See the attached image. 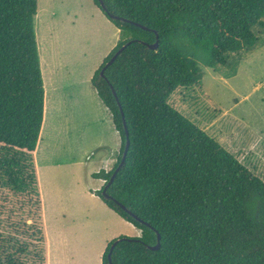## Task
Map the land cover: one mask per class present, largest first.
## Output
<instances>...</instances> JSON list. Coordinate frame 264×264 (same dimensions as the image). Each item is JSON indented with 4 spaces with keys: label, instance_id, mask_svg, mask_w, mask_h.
Wrapping results in <instances>:
<instances>
[{
    "label": "trees",
    "instance_id": "obj_1",
    "mask_svg": "<svg viewBox=\"0 0 264 264\" xmlns=\"http://www.w3.org/2000/svg\"><path fill=\"white\" fill-rule=\"evenodd\" d=\"M102 1L94 0L119 39L92 84L121 147L111 170L94 173L105 180L96 193L141 231L110 241L102 264L114 241L112 264H264V179L168 101L202 81V65H226L253 46L264 0ZM37 13L38 0H0V200L1 212H12L10 220L0 212V264H48L35 162L45 111Z\"/></svg>",
    "mask_w": 264,
    "mask_h": 264
},
{
    "label": "rangeland",
    "instance_id": "obj_2",
    "mask_svg": "<svg viewBox=\"0 0 264 264\" xmlns=\"http://www.w3.org/2000/svg\"><path fill=\"white\" fill-rule=\"evenodd\" d=\"M38 5L35 28L47 106L45 101L35 162L48 264H102L106 242L141 234L96 193L101 182L93 174L103 152L92 146L102 138L112 145L113 137L102 104L86 94L115 41L116 26L102 11H89V0H38ZM253 31L252 47L231 53L226 65H202V81L178 87L168 101L264 179V25ZM3 203L9 209L10 202ZM9 212H1L2 218L10 220ZM20 217L32 222L25 211Z\"/></svg>",
    "mask_w": 264,
    "mask_h": 264
},
{
    "label": "crops",
    "instance_id": "obj_3",
    "mask_svg": "<svg viewBox=\"0 0 264 264\" xmlns=\"http://www.w3.org/2000/svg\"><path fill=\"white\" fill-rule=\"evenodd\" d=\"M69 1V0H68ZM89 3L90 4H92V8L93 9H91V7H89V11H91V12H95L96 14H97V12H98V14L102 11L96 4H95V2H94V0H89ZM70 4V3H69ZM38 9H39V5H38ZM39 11V10H38ZM66 12H68V13H70V12H72V10H66ZM55 14H57V12H54ZM103 13V12H102ZM101 14V13H100ZM104 14V13H103ZM37 15H38V13H37ZM37 15H36V17H37ZM105 15V14H104ZM103 15V16H104ZM39 16V15H38ZM70 16H71V14H70ZM106 16V15H105ZM36 17H35V20H36ZM107 17V16H106ZM103 18V17H102ZM106 21V24H107V27H109V24H110V22L106 19L105 20ZM116 26V25H115ZM77 32H79L80 34H82V33H85V34H87V35H93V32L91 31V30H87V31H83L82 29H79V30H77ZM101 35H104V37H106V39H107V31H106V29H104V28H102L101 29ZM114 37H115V41L110 45V46H108L109 48H108V50H107V52L105 53L104 52V54H103V60H101L102 62L104 61V59H105V57L111 52V50L116 46V44H117V42H118V39H119V29L116 27V32L114 33ZM40 54V53H39ZM101 62V63H102ZM101 63H100V65H101ZM42 66H43V62H42V64H41V68H42ZM99 67V66H98ZM43 70V69H42ZM97 70V69H96ZM92 79V77L90 78V80ZM69 84H71V83H69ZM91 84H92V80H91ZM92 87H93V85H92ZM60 88V86H58V89ZM61 89V88H60ZM46 94H47V91H46ZM87 95V97L89 98V99H91V100H93V99H95L96 101H97V103H98V105L99 104H102L101 106H103L102 108H104L103 110L105 111V115H106V117H105V119H104V121L108 124V128H109V131H110V135H112V137H113V140H112V145H109L108 143H106L105 141H104V139L102 138L97 144H96V146H94V148H93V146H92V151L93 150H95V151H97L98 152V154H100V151L99 150H101V153H102V155L100 156V159H99V164H98V169L94 172V173H96V172H99V171H101L102 169L103 170H105V171H109V170H111L112 168H113V166H114V164H115V162H116V159H117V154H118V152H119V150H120V147H121V136H120V133H119V131L116 129V127H115V125H114V123H113V119H112V113L108 110V108L104 105V103H103V101L101 100V98L99 97V95H98V93H97V91H96V89L93 87L92 89H89V93L88 94H86ZM45 101H46V106H47V98L45 97ZM44 117H45V111H44ZM45 119V118H44ZM43 124H44V121H43ZM42 128H43V125H42ZM93 128V127H92ZM41 131H42V129H41ZM104 132H105V130H104ZM40 135H41V133H40ZM39 140H41V136H40V138H39ZM38 144H39V141H38ZM40 145H37V148H36V150H35V156H36V154H37V150L39 149L38 147H39ZM95 151H94V153H95ZM100 168H101V170H100ZM37 173H38V175H39V165L37 164ZM93 173V174H94ZM92 174V175H93ZM96 178V177H95ZM98 181H100L101 183H100V185H99V187L100 188H102V186L104 185V183H105V180H103V179H101V178H96ZM140 231V230H139ZM141 232V231H140ZM108 243L109 242H106V245H105V248H104V250H103V253H104V251H105V249H106V247H107V245H108ZM103 253H102V256H103Z\"/></svg>",
    "mask_w": 264,
    "mask_h": 264
},
{
    "label": "water",
    "instance_id": "obj_4",
    "mask_svg": "<svg viewBox=\"0 0 264 264\" xmlns=\"http://www.w3.org/2000/svg\"><path fill=\"white\" fill-rule=\"evenodd\" d=\"M100 2H101L102 5L104 4L102 0H100ZM137 25L147 28L146 26H143V25L140 24V23H137ZM158 45H159V43H158V41H156L155 43L150 44V47H151L152 49H156V48L158 47ZM124 47H125V45L122 46V47H121V48H120V49H119V50H118V51H117V52L111 57V59L107 62V65L111 64V63L116 59V57H117L118 54L124 49ZM101 75H104V69L101 70ZM114 92L116 93L115 90H114ZM121 110H122V107H121ZM124 124H125V128H126V133H127V135H128V129H127L126 121L124 122ZM129 146H130V140L127 139V142H126V145H125V148H124V152H123V155H122V159H121V161H120L118 167H117V168L115 169V171L113 172V174H112V176H111V178H110L108 184H106L105 187L102 189V194H103L106 198H109V197H110V195L107 193V188H108L109 184H111V183L113 182V180H114L115 176L117 175L118 171H119L120 168L123 166V164H124V162H125V160H126V156H127V153H128ZM122 207H123L125 210L129 211L134 217H136L137 219L140 220V218H139L134 212H132L131 210H129L125 205L122 204ZM160 238H161V235L158 234V242H157L155 245H150L149 247H150L151 249H158V248L160 247ZM116 243H117V241H114V242L112 243L111 248H110V252H109V254H108V258H109V260H110V264H112V251H113V249H114Z\"/></svg>",
    "mask_w": 264,
    "mask_h": 264
}]
</instances>
